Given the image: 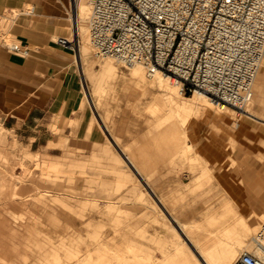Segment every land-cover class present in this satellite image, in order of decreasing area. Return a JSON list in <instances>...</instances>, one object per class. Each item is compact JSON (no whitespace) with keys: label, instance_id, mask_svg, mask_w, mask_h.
<instances>
[{"label":"rangeland","instance_id":"rangeland-1","mask_svg":"<svg viewBox=\"0 0 264 264\" xmlns=\"http://www.w3.org/2000/svg\"><path fill=\"white\" fill-rule=\"evenodd\" d=\"M3 1L13 11L0 9V222L7 217L23 233L0 225V264L54 263L34 242V233L25 231L27 223L55 241L45 246L60 254L57 264H182L183 256L176 250L181 229L172 225V216L182 220L197 247L210 249L233 241L228 232L215 234L228 220L210 217L228 199L239 210L248 196H264V89L253 99L252 84L248 113L233 106L220 108L207 98L188 99L199 102L201 110L182 111L185 141L194 146L183 150L179 141L176 149L175 140L183 133L173 111L161 121L166 105L154 75L144 67V80L137 85L130 78L131 66L112 56L94 55L88 15L78 22L79 37L87 44L78 62L76 50L56 41L58 35L71 36L72 7L66 33L49 30L44 39L12 23L30 4L43 11L34 18L46 24L65 21L55 16V7L40 9L39 0ZM20 14L33 25V12ZM12 41L29 45V53L12 51L6 45ZM10 57L23 63L11 62ZM109 60L116 62L115 71L102 68ZM84 65L90 67L85 74L80 72ZM169 93L174 99L194 94L181 95L174 85ZM103 123L119 145L134 154L148 183L132 172ZM196 154L209 165L204 168ZM205 172L212 176L206 178ZM263 220L242 230L246 242H234L239 246L237 257L252 248V236ZM210 234L217 239L213 245ZM179 246L188 250L191 264H201L192 243Z\"/></svg>","mask_w":264,"mask_h":264},{"label":"built area","instance_id":"built-area-1","mask_svg":"<svg viewBox=\"0 0 264 264\" xmlns=\"http://www.w3.org/2000/svg\"><path fill=\"white\" fill-rule=\"evenodd\" d=\"M90 5L94 55L160 70L182 94L204 91L235 108L249 100L264 55V0H91ZM56 41L78 44L73 35H58ZM6 45L22 55L30 51L19 42ZM236 264H264V222Z\"/></svg>","mask_w":264,"mask_h":264},{"label":"crops","instance_id":"crops-1","mask_svg":"<svg viewBox=\"0 0 264 264\" xmlns=\"http://www.w3.org/2000/svg\"><path fill=\"white\" fill-rule=\"evenodd\" d=\"M12 1L10 0V3ZM39 8H44L46 6H53L55 7V16H60L65 18V21H59V22H54L49 24H46L47 22L45 21V19L43 18H34V14H38V13H43V11L37 10V8L32 9L31 12H33V25L29 24V21L26 17H24L23 15L20 14L21 13H27V9L24 11H19V13H17V17L15 18V20L13 21L12 25L13 27H15L16 29L22 31L23 33H26L30 36L33 37H41L44 39H47V31L51 30V31H62L64 33H66L67 29H68V25L71 23L72 24V18L69 17V11H71V7L72 10L75 11V14L72 15L74 18V25L77 27V30L79 28V21H84L85 19L80 18L79 16V9H78V3L79 0H39ZM30 4V3H28ZM30 6H32L30 4ZM27 8V7H25ZM0 9H4L5 11H13L9 10L7 5L5 6V3L3 0H0ZM87 46L86 43L80 42L78 49L76 50V59L77 61H82V52L81 50L83 48H85ZM69 48V47H67ZM10 61L11 62H15L18 64H22L23 63V59L17 58V57H10ZM115 61L109 60L105 63L102 64V68L106 69V68H110L111 70L115 71ZM90 71V67L89 66H81L80 67V72L85 74L87 72ZM152 76V75H151ZM153 77V76H152ZM130 78L138 85L139 82L144 80V70L143 72H138V70H135L133 67H131L130 70ZM258 82H259V87L256 91V96L255 99L259 97V94H262V91L264 89V69H262V71L260 72V77L258 78ZM153 83L158 87V89L161 90V99L162 101L165 102V109H164V114H162L161 117V121H163L166 117H168L170 114L168 113L169 108L168 105L165 101V99L167 98L168 95H170L169 91L161 86L158 85V83L154 80L153 78ZM87 91V90H86ZM90 104L96 108V104L95 101H93L92 99H90ZM151 106L154 105V103L150 104ZM150 110L154 111V108H151ZM192 112V111H191ZM255 114L257 115L256 111H254ZM97 115L102 119L101 114L99 113V111H97ZM258 116V115H257ZM259 117V116H258ZM261 118V117H260ZM64 118L63 116H61L59 118V122L60 124H64L62 122ZM264 120V118H262ZM176 120H177V126L179 125V129L182 128V126L179 123L178 117L176 116ZM103 129L110 134V140H112V142L114 144H116L119 148L120 151V155L123 158V160L130 166V169L132 170V172L136 173L138 175V177L144 181L145 183H148L147 179V174L142 172V167L141 165H139L137 163V160L135 157H133L132 155H134L132 152H129L126 148L122 147L121 145H119V141L117 139V137L115 135L112 134L111 129H109V127L103 123ZM185 126V125H184ZM184 128V127H183ZM186 128V126H185ZM178 139V138H177ZM175 140V148L177 149V144L179 142L178 140ZM184 144V143H183ZM183 150H185V145L183 146ZM132 154V155H131ZM197 157L199 159H201L203 161V167L205 168L206 166L209 165V162L205 159H203L199 154H196ZM203 170V168H202ZM206 174V178H210L209 174L207 172H205ZM201 175V174H200ZM200 175H197V178L200 180L201 177ZM198 181V180H197ZM152 193L153 189L151 188ZM156 200L160 203V206L162 207V209L164 211H166V213H169V210L167 209V207L165 206V204L163 203V201L161 200V198L159 196L156 195ZM242 209H244V213H245V217L247 218L248 223L253 226L255 224H257L260 221V217L255 214V212H253V209L257 210L260 212L261 215H264V196L258 195L256 197H251L248 196L246 199H244L240 205V209H235V207L233 206V203L231 202V199L226 200L225 202L222 203L220 209L218 210V212L216 214H213L210 219H220L222 218L224 221H227L226 223H224L222 225V229L215 232V234H225V233H230L233 234V238H238V237H242V229H241V225H240V218L243 215V211ZM171 216V215H170ZM173 219V216H172ZM182 221V220H181ZM0 225L2 227H8L10 230V232H15V234H19V233H23L21 232V230H18L19 227H14L9 220L6 218H3L0 222ZM176 229H178V226L175 225V222L172 224ZM26 229V232L29 231V233H34V238H35V243L38 244V246L40 248H43V250H45V253L47 255L48 258H50L52 260V264H57L60 263L61 261V257L60 254L57 252V250H55V248H53V246H51L50 248H47L45 246V244H50L53 245L54 244V240L50 239V238H43L44 236H42L44 233L42 232V230H34L33 226H29V224H24L23 225ZM25 232V233H26ZM24 233V234H25ZM180 233H182V230H177V244H176V250L179 254H181L183 256V262L182 264H191L192 263V259L189 258V254H188V250L184 247L178 248L180 247V243H179V236ZM29 237V235H27ZM217 241V239H215L214 237L211 236V234L209 235L208 238V242L213 245L215 244V242ZM61 244H65L64 240L59 241ZM192 250L195 249L194 245L192 244ZM180 250V251H179ZM77 251L76 250L72 253V256H76L77 255ZM71 257V256H70ZM165 257V255H164ZM163 257V259H164ZM167 260V259H165Z\"/></svg>","mask_w":264,"mask_h":264},{"label":"bare ground","instance_id":"bare-ground-1","mask_svg":"<svg viewBox=\"0 0 264 264\" xmlns=\"http://www.w3.org/2000/svg\"><path fill=\"white\" fill-rule=\"evenodd\" d=\"M89 3H90V0H79L78 9H79L80 18L86 19L87 15L89 16V12H90ZM71 30H72L71 36H67V35H64V36H66L67 38H71L72 35H75V34L78 35V44L77 45H63V46L77 50L80 42L85 43V38L79 37V35L81 33L79 34V31L77 30V27L75 25L73 26V28ZM88 37H89V35H88ZM56 40H57V38H56ZM112 57L110 56L109 58H112ZM113 58L120 62V60L118 58H116V57H113ZM261 63H260L261 67L259 66L260 69L258 68L257 73H256L254 80H253V92H254L253 99H255V96H256L255 93L259 87L258 78L260 77V72L262 71V69H264V55H263V58L261 60ZM130 66L133 67L135 70H138V72H143L144 67H146L142 63H135V64H132ZM146 71L149 75H152V76L154 75L153 78L158 83L159 86H161V87L164 86L165 89H167L169 91L171 86L173 87V85H174L179 94L186 95V94H182L179 91L178 84H175L174 81L167 74H164L160 70H155L154 72H148L147 68H146ZM193 93H194L193 97L188 96L187 99H181V98L174 99V95H171V94L168 95L167 98L165 99L169 110L174 112L173 113L174 116L178 117L179 123L182 126L180 131L183 133V135L181 134L182 136L180 135V137L178 135V139L180 142L184 143L186 149H192L194 145L192 143L185 141L186 128L184 125L186 123V117H185V115L182 114V111L191 112V111L198 110L197 113L201 111L200 109H198L199 102H191L188 99L194 98V100H197L199 98H207V100L210 103H213V104L218 103L220 108H225V107L233 108V107H231L228 104H225L223 102H216L214 99H212L209 96V94L205 93L204 91H195ZM190 96H192V95H190ZM251 99H252V92H251V96H250L248 102H250ZM246 103L244 104L241 111H245L248 113L249 111L245 107ZM65 120L66 119H63L62 122L63 123L66 122ZM211 176H212V174H209V177H211ZM242 211H243V215L240 218L241 229L242 230H248L252 227H255L257 224L251 226L248 223L247 218L245 217L244 209H242ZM253 212H255V214H257L260 218L264 217V215H261L260 212L255 210V209H253ZM173 220H174L175 224L182 230V233H180V236L182 237V239L179 238V243H182L183 241H185V242L188 241L194 245L193 239L191 238L189 233L187 231H185L187 229H183L184 223L178 218L173 217ZM263 222H264V220L262 222H260L259 227L261 226V224ZM235 241L243 242L245 240L242 237H238V238H235L233 241L228 240V241L220 242L219 244L213 245L210 249H202L201 247H197L194 245L196 252L194 250H193V252L196 254V256L200 260L201 264H236L235 260L237 258L239 246L234 243Z\"/></svg>","mask_w":264,"mask_h":264}]
</instances>
